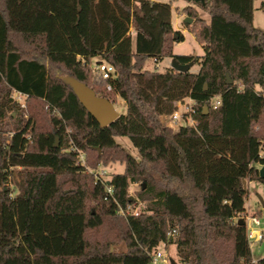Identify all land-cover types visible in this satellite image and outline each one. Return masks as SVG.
<instances>
[{
  "label": "trees",
  "instance_id": "16d2710c",
  "mask_svg": "<svg viewBox=\"0 0 264 264\" xmlns=\"http://www.w3.org/2000/svg\"><path fill=\"white\" fill-rule=\"evenodd\" d=\"M185 1L202 56L173 52L184 35L172 0H0V264H149L161 242L175 246L178 264H264L238 222L243 179L264 182V29L254 0ZM93 56L116 67L112 90L93 77ZM164 57L199 69L144 67ZM65 75L111 102L120 96L127 112L100 126ZM187 97L195 124L164 125ZM72 145L93 168L124 163L112 195ZM136 198L145 208L133 214Z\"/></svg>",
  "mask_w": 264,
  "mask_h": 264
},
{
  "label": "rangeland",
  "instance_id": "374dc122",
  "mask_svg": "<svg viewBox=\"0 0 264 264\" xmlns=\"http://www.w3.org/2000/svg\"><path fill=\"white\" fill-rule=\"evenodd\" d=\"M165 1H168V0H165ZM262 1L264 0H255L254 24L264 29V5L262 4ZM184 5H186V2L184 0H174L173 1L174 15H177L176 7L179 6L181 8ZM200 13L204 18H206L207 20L209 19V14L206 11L201 9ZM189 17L192 18V21L190 23H187V22L185 23L184 16L178 14V22L180 26H183L186 28L189 27V25L194 22V17L192 16H189ZM131 32L132 33L134 32L133 29H131ZM174 50L176 53H190L195 56H202L205 52L202 44L196 40V38L194 37L193 33L190 30H186L184 32V39L178 42V44H176ZM97 61H98V57L96 56H93L89 59V62L91 65H93ZM168 63H170L169 57H164L159 62H155L153 58H149L144 67L149 68V69L162 70L166 67ZM198 68H199V62H194L190 70L195 71ZM113 104L116 110L120 114H125L127 112L126 102L120 96L115 97ZM192 105L194 106V103L189 98H185L181 104L177 105V111L183 116L181 119H179L178 123L174 124L171 121L169 115L161 116L162 123L164 125L171 127L173 130H177L180 124L184 123V120H186V122L190 121V117H188V115L186 114V111H187V107L190 108ZM8 113L9 112H7V114ZM115 139L121 146H123V148L129 151L132 155L134 156L138 155L137 149L134 147L131 140L127 136H115ZM80 152L83 154V160H80V158L78 157L77 163L79 165H82L84 170L88 173H91L95 179H97L99 175L98 173L100 171L101 172L104 171V177L107 179H110L113 173L121 172L124 169V163L121 160H111L105 164H100L99 166L93 168L89 164H87L85 154L81 150ZM140 183L141 182L131 183L129 186V193L132 195H135L136 192L140 189ZM246 185H247V181H246ZM261 200L264 201V182L258 181V180H251L249 184V203H248L249 206L247 207V210L249 212L244 215V219H246L247 215L256 214L260 218L261 224L255 225L252 223L251 224L252 228L261 229L263 233L262 240L260 241L252 240L250 242L251 255L254 260L264 257V207L261 203ZM143 208H145V201L139 198H136V200L134 201L133 204H131L128 210L129 211L130 210L140 211ZM122 247H123L122 245L117 244L115 248L121 249ZM161 248L162 250H164V252L167 255V259H168L167 264H171L172 261H175L176 264L179 263L177 251L174 246H170L165 243V245L161 244Z\"/></svg>",
  "mask_w": 264,
  "mask_h": 264
},
{
  "label": "built area",
  "instance_id": "2783aa9c",
  "mask_svg": "<svg viewBox=\"0 0 264 264\" xmlns=\"http://www.w3.org/2000/svg\"><path fill=\"white\" fill-rule=\"evenodd\" d=\"M90 65V69H91V73L92 75L96 78V79H104L106 80V90H112L113 86L111 83V80L114 79L115 77H117V70L116 67L108 62V61H97L96 63H94L93 65H91L90 63H88ZM157 67V66H155ZM12 96L15 100H18L21 102L22 105H24L23 102V97L24 94H22L20 91H13ZM189 98L193 103H195L193 101V99ZM183 102V100H179L176 102V105L181 104ZM220 103L219 97H215L213 98V104L214 106L218 105ZM195 112V108L192 105L190 108L187 107V115L188 117H190V124H195V120L193 118V113ZM171 121L174 124H177L179 119H181L183 116L177 111V108L171 113L169 114ZM186 120H184L185 122ZM68 132V131H67ZM72 143V141H71ZM72 149L77 151L78 157L80 158V160H83V154L80 152L79 149L76 148L75 145H72ZM263 165H259V169L262 167ZM98 177L97 179H99L102 183H104L106 191L109 195H112L113 189L112 186L110 185L109 179L104 177V171H100L98 173ZM131 206V205H130ZM129 206V207H130ZM119 213L124 214V210L119 207L118 209ZM131 213L133 214H138V211L136 210H130ZM246 219L249 222V225H247V238L248 240L251 242L252 240L255 241H260L263 238V233L261 229H255L252 228V223L255 225H259L261 224V220L257 215H247ZM174 231V230H173ZM161 244L165 245L164 242H161L156 249H154L151 260L149 262V264H167L168 259H167V255L164 252V250H162L161 248Z\"/></svg>",
  "mask_w": 264,
  "mask_h": 264
},
{
  "label": "water",
  "instance_id": "95a60500",
  "mask_svg": "<svg viewBox=\"0 0 264 264\" xmlns=\"http://www.w3.org/2000/svg\"><path fill=\"white\" fill-rule=\"evenodd\" d=\"M184 21L190 23L192 21V18L186 16ZM193 64V60L186 63H181L178 59L172 57L170 66L178 71L186 72L190 70ZM226 76L227 82L231 83L232 79L228 73L226 74ZM64 79L68 84H70L79 101L83 104L87 111L96 119L100 126L105 127L109 125L120 115V113L114 107L113 102H111L105 96L98 95L95 90L88 86L85 82L77 79L72 75H65ZM207 110L208 107L205 106L204 112L206 113ZM55 146H58V139H56ZM259 173L262 177H264V165L259 169ZM243 184L244 186H246L245 179H243ZM261 203L264 207L263 200H261ZM238 222L240 224H245V220L243 218H240ZM171 264H176V262L172 261Z\"/></svg>",
  "mask_w": 264,
  "mask_h": 264
},
{
  "label": "crops",
  "instance_id": "0c3cea01",
  "mask_svg": "<svg viewBox=\"0 0 264 264\" xmlns=\"http://www.w3.org/2000/svg\"><path fill=\"white\" fill-rule=\"evenodd\" d=\"M156 1H165V0H156ZM168 1H170V0H168ZM173 1H174V0H172V24H173V28L176 29V30H180V31L183 33V35H184V32H185L186 30H189V29H187L186 27L180 26V24H179V22H178V14L184 16V18H185L186 16H188L185 12L182 11L183 7L187 5V2L184 0V1L186 2V5H184V6L181 7V8H180L179 6H177V7H176L177 15H174V13H173ZM254 3H255V0H254ZM262 4L264 5V1H262ZM197 10H198L199 15H200L202 18H204V17L201 15V13H200L201 8L197 7ZM204 11H205V10H204ZM204 19H205L206 21H209V20H210V15H209V19H208V20H207L206 18H204ZM184 22H185V21H184ZM253 22H254V14H253ZM254 25H255V24H254ZM255 26H256V25H255ZM257 27H258V26H257ZM193 35H194V34H193ZM194 37H195V36H194ZM176 44H178V42H175L174 45H173V52H174L175 54H190V53H176L175 50H174ZM171 60H172V57H169V61H170V63H171ZM89 63H90V62H89ZM170 63H168L166 66H169ZM198 69H199V68H198ZM198 69H197V70H198ZM197 70H195V71H197ZM250 182H251V180H248V181H247L248 189H249V184H250ZM248 203H249V195H248V197L246 198V202H245L246 213L249 212V211L247 210V207L249 206ZM253 215H256V214H253ZM244 220H245V224H246V226L249 225L248 220H247V219H244ZM174 247H175V246H174Z\"/></svg>",
  "mask_w": 264,
  "mask_h": 264
}]
</instances>
